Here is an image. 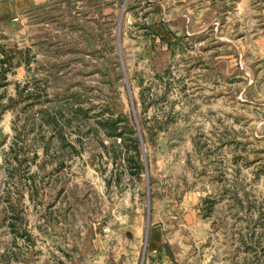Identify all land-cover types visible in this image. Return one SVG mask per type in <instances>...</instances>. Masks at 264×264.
I'll list each match as a JSON object with an SVG mask.
<instances>
[{
	"label": "rangeland",
	"instance_id": "rangeland-1",
	"mask_svg": "<svg viewBox=\"0 0 264 264\" xmlns=\"http://www.w3.org/2000/svg\"><path fill=\"white\" fill-rule=\"evenodd\" d=\"M14 18L0 264H234L232 235L264 227V0H32Z\"/></svg>",
	"mask_w": 264,
	"mask_h": 264
},
{
	"label": "crops",
	"instance_id": "crops-1",
	"mask_svg": "<svg viewBox=\"0 0 264 264\" xmlns=\"http://www.w3.org/2000/svg\"><path fill=\"white\" fill-rule=\"evenodd\" d=\"M31 2L32 0H0V25H5L8 21L10 23L15 20V15L20 14ZM257 216L260 223L259 212ZM247 230L248 234H244L240 230L232 235L235 237L236 243L240 244V250L237 248L236 253L232 256L234 264H264V227L258 224L253 227L249 226ZM164 242L161 229L155 227L149 239V249L162 252L163 249L161 250V248ZM229 264L231 263L229 262Z\"/></svg>",
	"mask_w": 264,
	"mask_h": 264
},
{
	"label": "trees",
	"instance_id": "trees-1",
	"mask_svg": "<svg viewBox=\"0 0 264 264\" xmlns=\"http://www.w3.org/2000/svg\"><path fill=\"white\" fill-rule=\"evenodd\" d=\"M153 34L156 35V33L153 31ZM169 44H172V43H169ZM8 61H3V65L6 64ZM7 71V70H5ZM4 74V70L1 72V75ZM1 98V97H0ZM127 126L125 128H122L120 131H119V136H123V139L121 138V141H120V144L119 146L121 148H124L126 146V138L124 137L125 134H128L130 135V144H131V147H132V151H133V157H127V161L129 163H134V165L136 166V169H137V176H139V174L141 173V171L143 170L144 166H143V163L141 161V148H140V145H141V140L140 138L137 136V130H136V126L133 122V119L127 117Z\"/></svg>",
	"mask_w": 264,
	"mask_h": 264
}]
</instances>
